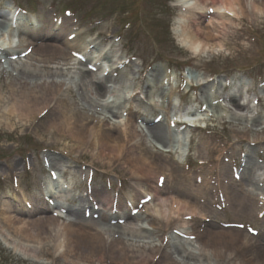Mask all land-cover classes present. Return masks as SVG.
Segmentation results:
<instances>
[{
    "label": "rangeland",
    "instance_id": "374dc122",
    "mask_svg": "<svg viewBox=\"0 0 264 264\" xmlns=\"http://www.w3.org/2000/svg\"><path fill=\"white\" fill-rule=\"evenodd\" d=\"M0 7L9 17L23 16L34 25L47 16L56 36L44 30L41 37L34 39L37 44L62 45L64 39L78 37L67 50L69 58L80 64L71 66L73 80L68 83L71 93L65 98L68 102L79 100L83 95L79 87L90 77L109 78L106 83L109 93L100 97L88 91L86 95L87 101L98 106L105 101L114 103L115 114L96 107L92 117L115 126V136L124 134L132 126L151 152L162 154V163L176 176L166 177L169 196L191 199L186 196L187 192L199 182L186 179L194 175L206 181V185L200 183L206 188L197 199L204 214L195 212L190 216L195 220L193 228L196 231L210 229L220 233L209 238L216 246L215 250L220 252V259L216 262L206 259L203 264H249L250 260L260 259L259 252L249 247L241 249L240 241L237 245L234 238L237 232L239 240L252 237L256 242L264 237V186L249 181L252 176H264V17L241 19L228 12L240 20L234 22V34L228 37L226 45L194 54L181 45L177 36L176 21L187 15L178 0H0ZM65 18L68 30L63 31L60 24ZM4 29L5 35L11 31L17 33L14 23L3 21L0 32ZM60 32H63L62 36ZM27 49L18 57H8L0 51V81L3 84L9 81L5 73H14L13 67H20L30 53L31 48ZM98 53H106L108 57L98 58ZM36 60L38 57L33 56L27 62L36 64ZM87 68H92L91 76L81 77V72ZM157 76L159 78L155 80ZM147 82L153 86L157 104L148 103V95L144 92ZM196 84L199 86L195 87ZM229 93L238 94L239 102L246 107L234 108L226 97ZM82 105L90 115L87 104ZM187 109L199 112L191 122L193 126L177 125L174 119L181 117L180 112ZM55 113L53 111L50 116L54 117ZM248 115L258 117L259 122L251 123L250 117L245 123L244 117ZM4 118L6 116L0 112V201L5 198L18 209L32 210L31 204L23 199L24 195H33L37 189H42L50 178L48 169L52 168L58 176L60 192L57 194L49 188L42 190L44 194L59 195L63 207L70 205L68 197L78 196L94 181L100 182L110 195L131 193L133 183L121 162L105 165L89 153H85V162H77L78 152L68 154V145L72 142L67 136L55 140L45 127L38 124L25 127L16 118L11 121ZM147 120H158L168 131L164 143L151 137ZM246 128L249 132L242 138L233 137L234 131L245 132ZM178 131L181 133L176 139ZM49 154L60 159L56 168L52 166L53 159ZM11 161H14L13 165ZM242 169L244 178L238 182L233 173L241 175ZM220 170L226 171L227 176L221 182L223 186L215 190L212 189L213 180H218ZM101 171L110 173L109 182H101ZM114 172L124 174L125 179ZM91 173L96 177L91 178ZM228 178L236 185L225 187ZM230 190H234L235 196ZM237 196L247 201L244 212L233 205ZM143 200L139 198V206L144 205ZM63 207L50 208L46 215L56 216L60 223L66 221L69 217ZM126 208L131 216L143 209ZM132 218L116 216L108 222L109 226H99L116 230L118 225L128 222L140 224V219ZM208 224L214 227H208ZM185 231L192 230L178 226L173 217L168 220L158 217L156 231H150L147 234L150 239L144 240L155 245L164 236L170 242V249L160 264L173 260L183 263L187 258L182 250H193L199 244L197 237L189 236ZM12 244L0 231V264H65L55 251L51 250L52 257H30ZM259 244V251L264 254V243ZM231 249L236 250V254L227 260L224 253Z\"/></svg>",
    "mask_w": 264,
    "mask_h": 264
},
{
    "label": "bare ground",
    "instance_id": "6f19581e",
    "mask_svg": "<svg viewBox=\"0 0 264 264\" xmlns=\"http://www.w3.org/2000/svg\"><path fill=\"white\" fill-rule=\"evenodd\" d=\"M178 3H181L187 10V15H182L176 21L177 36L181 45L194 54L203 53L206 49L211 51L216 48L221 49L226 45L228 37L234 34L232 32L234 22L240 20L230 16L228 12L241 19L251 18L253 20L264 17V0H178ZM3 21L14 23L18 33L17 37L20 38L15 46L7 43L9 45L7 49L1 51L4 55L18 57V54L23 55L27 48H31L20 67H13L14 73H5L9 78L8 83L5 85L0 81V112L6 116L4 119L11 121V118H16L25 127L38 124L52 132L55 140H62L67 136L72 142L68 145V154L73 151L78 152L77 162L87 160L85 153H89L99 163L102 162L105 165L111 166V164L121 162L127 172L126 175L133 183L130 186L132 188L131 195H125V197L132 203V208L139 210L143 208L131 216L129 211L126 212L124 201L120 200L124 195L119 192L110 195L97 181L89 185L86 190H81L77 199L85 201L88 200L89 195L104 196L105 198L110 196L105 201V198L99 200L91 198L90 203L93 206H102L101 212L93 211L91 204H89L91 208L82 202L73 205V199H69L71 205L63 207L69 219L61 223L56 216L46 215L50 211V207L36 205L37 201L34 195H24L23 199L32 205V210L27 211L14 207L4 198L0 201V231L11 240L13 247L30 257H52V250L59 253V257L65 264H160L159 261L162 262L163 258L169 254V240L161 236L159 244L153 245L149 240L144 239H150L147 234H150V231H156L158 217L167 220L173 217L178 226L192 230L184 233L197 237L199 244L193 250H182L181 253L185 254L187 261L181 263L173 260L166 264H189L188 261H192L191 264H203L202 262L206 259H214L215 262L219 260L220 252L215 250L216 246L211 244L209 238L220 233L210 229H206L204 232L196 231L193 228L195 220L190 216L195 212L200 215L204 214L197 199L206 188L202 187L200 183L206 185V181H201L194 175L186 179V181L199 182V184H193L187 192L186 196L191 199L169 196L166 177L176 178V176L170 167L162 163V154L151 152L141 134L132 126H129L124 134L115 136V126H110L106 121L95 120L92 117L97 110L96 107H102L109 113L115 114L116 105L114 103L105 101L98 106L87 101L88 91L100 97L110 92L106 86L109 78L104 76L92 79L90 77L92 68L84 69L81 72V77L88 76L90 78L88 82L86 79L79 87L83 90V95L79 96V100L75 99L72 102H68L65 98L71 93L68 87V83L73 80V76H70L71 66L80 64V62L74 63V60L69 58L67 51L68 47L73 46L74 38L77 36L75 35L73 40L64 39L62 45L37 44L34 41L36 37L42 36L41 33L44 30H47L49 35L56 36L47 16L43 20L39 19L34 25L23 16L15 14L13 17H9L0 7V25ZM60 28L63 31L68 30L66 18L61 21ZM60 35L62 36L63 32H60ZM33 56L38 57L37 63H28L27 61L31 60ZM98 57L106 58L108 55L98 53ZM18 60L20 61V58ZM70 60L73 62L70 63ZM26 66L31 68H23ZM156 78L155 80H158L159 76ZM204 86L202 87L204 88ZM152 89L153 86L150 82L145 83L144 92L148 93V103L157 104L158 101H156L157 98ZM226 97L234 108L246 107L239 102L238 94L229 93ZM83 103L87 104L86 106L91 112L90 115L85 111ZM53 111L56 113L54 117H51ZM80 111L83 114H80ZM250 112L252 113V111ZM251 116L244 117L245 123ZM257 119L258 117H251V123L259 122ZM183 120L190 124L191 120ZM237 120L242 121L241 119ZM92 121L94 123L90 124ZM147 123H149L147 126L151 137L158 143H164L167 140L168 131L163 129L159 121L150 122L147 120ZM248 132L247 128L245 132L234 131L233 137L242 138ZM52 145L54 144H49L51 147ZM208 149L210 148L208 147ZM49 157L51 160L53 159V166L61 162L59 158L50 154ZM10 164L13 165L14 161H11ZM113 174L125 179L124 174L118 172ZM99 175L101 182H109L110 173L101 171ZM226 176V171L220 170L218 180H213L215 182L212 189L217 190L223 186L221 182L226 179ZM241 176L243 173L235 176L238 182H240ZM90 177L94 178L96 175L91 173ZM254 180L253 183L258 184V180L255 178ZM227 181L228 184L225 187L236 185V182L229 178ZM230 191L235 196L234 190ZM17 195L15 194V196ZM114 197L120 199L116 210L112 211L111 203ZM237 197L238 199L234 198L233 205L244 212L247 201ZM139 198L146 199V203L139 206ZM117 209L123 211L119 213ZM116 216L140 219V224L128 222L118 225L116 230L99 226V224L109 226L108 222ZM30 218L32 219L29 220ZM207 226L214 227L211 224ZM235 235V243L238 245V241H240L241 249L249 247L251 250L254 248V251L259 252L260 259L250 260L249 264H264V254L259 251L261 247L259 243H264V237L261 236L255 242L252 237L239 240L238 232ZM235 251L231 249L229 253H224L225 258L231 260L236 254ZM234 258L236 259V257Z\"/></svg>",
    "mask_w": 264,
    "mask_h": 264
}]
</instances>
